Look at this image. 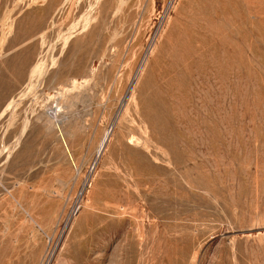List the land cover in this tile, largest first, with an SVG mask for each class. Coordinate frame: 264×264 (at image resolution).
Listing matches in <instances>:
<instances>
[{"label":"rangeland","instance_id":"rangeland-1","mask_svg":"<svg viewBox=\"0 0 264 264\" xmlns=\"http://www.w3.org/2000/svg\"><path fill=\"white\" fill-rule=\"evenodd\" d=\"M0 264H264V0H0Z\"/></svg>","mask_w":264,"mask_h":264},{"label":"bare ground","instance_id":"bare-ground-1","mask_svg":"<svg viewBox=\"0 0 264 264\" xmlns=\"http://www.w3.org/2000/svg\"><path fill=\"white\" fill-rule=\"evenodd\" d=\"M208 29V28H207ZM61 109V108H60ZM55 114V113H54ZM105 141V140H104ZM102 145V144H101Z\"/></svg>","mask_w":264,"mask_h":264}]
</instances>
